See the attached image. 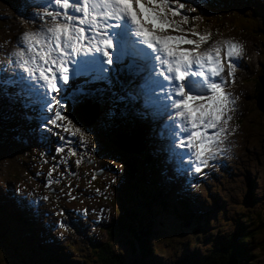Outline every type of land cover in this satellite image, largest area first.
I'll list each match as a JSON object with an SVG mask.
<instances>
[{
	"label": "snow or ice",
	"instance_id": "obj_1",
	"mask_svg": "<svg viewBox=\"0 0 264 264\" xmlns=\"http://www.w3.org/2000/svg\"><path fill=\"white\" fill-rule=\"evenodd\" d=\"M32 2L42 11L28 12L29 4L23 2L16 7L34 23L39 21L38 26L12 38L15 46L0 61V126L16 119V126L41 149L39 155L52 156L41 181L44 188L55 191L52 186L62 182L73 163L108 158L92 179L111 173L106 187L119 190L120 208L115 216L111 209L107 216L100 209L92 223L111 228L129 258L126 264H140L132 258L134 242L151 227L158 208L149 190L147 162L153 183L178 194L165 204L167 218L196 224L185 230L205 232L202 243L212 240L223 248L233 244L224 236L207 235L217 205L192 193L209 175L227 167L226 142L236 131L229 126L230 113L239 97L226 89L235 82L243 45L201 32L196 23L201 17L182 0ZM206 6L208 0L199 5ZM67 187L68 199L74 200L73 185ZM64 195L61 188L60 197ZM32 196L20 189L11 194L39 218L40 201L49 197ZM47 227L68 226L57 220ZM196 257L185 246L172 264H198Z\"/></svg>",
	"mask_w": 264,
	"mask_h": 264
},
{
	"label": "rangeland",
	"instance_id": "obj_2",
	"mask_svg": "<svg viewBox=\"0 0 264 264\" xmlns=\"http://www.w3.org/2000/svg\"><path fill=\"white\" fill-rule=\"evenodd\" d=\"M20 2L29 4L28 12L42 11L32 0H0V61H3L6 53L15 46L12 38L39 24V21L34 23L27 15H21L16 7ZM182 2L195 9L192 14L201 17L196 21L198 26H210L215 21L225 23L218 28V34L212 35L213 39L230 38L240 42L245 49L243 57L245 52L250 50L245 58L247 60V55L250 57V64L248 63L245 70L242 69L240 76H235V82L229 83L226 89L233 96L239 97L235 111L230 113L233 119L229 126L236 131L229 135L226 142L230 149V158H223L227 167L220 169L218 174L209 175L206 180L208 186L206 187L205 183L199 184L192 195L198 193L207 202L217 205L215 218L208 220L207 235H221L226 239L239 226L243 232L251 230L254 234L253 242L250 241L248 248L252 253L251 264H264V229L258 230L254 227L264 212V116L254 105L257 94L254 79L260 74V66L264 63V0H208V6L203 8L199 5L205 0ZM239 68L242 67H238L236 72ZM18 123L16 119H10L0 126V135L3 136L0 140V191L9 193L8 196L0 194V235L3 233L4 239L0 237V264H18L10 255L12 246L23 251L28 248L18 237L34 242L36 252L40 249L36 243L42 244L49 250L48 255L55 254L57 258L70 260L72 263L94 264L90 255V243L107 240L115 252L126 257L120 242L113 239L112 230L106 232L107 227L103 223H92L99 215L100 209H104L105 216L108 215V209H111L112 215L115 216L120 208L116 199V195L118 198L120 196L119 190L115 192V189L106 187L111 173L104 171L92 179L94 170L99 172L101 165L107 166L108 158L97 157L92 163H88L86 159L79 166L73 163L71 171L64 176L62 182L52 186L55 191L46 190L41 181L46 178L48 168L52 164V156L41 157V149L26 137L23 127L16 126ZM63 155H66V152ZM77 158L79 156L71 159L74 161ZM145 170L150 183L151 174L149 169ZM37 172L44 175L37 177ZM55 176L53 173L54 178ZM69 182L73 185L74 200H69L66 195ZM222 184L224 188L236 187L239 191H224ZM157 186L167 200L179 198L174 190L158 184ZM61 188L65 193L62 197ZM16 189L25 194L32 193L30 198L33 199L49 197L47 201H40L39 218L33 217L12 200L11 194ZM230 195H234L235 199H229ZM62 208L69 211L56 215ZM84 209L88 210L87 214L80 215ZM45 212L52 214L44 215ZM57 220L64 221L68 227L49 230V222ZM193 227L197 225L186 224L182 220H171L167 218L166 213L157 209V215L148 228L149 235L146 238L148 247L156 250L148 258L150 263L171 264L185 246L197 253V260L204 257L213 241L202 243L205 232L185 230ZM137 250L134 243L133 251ZM26 255L29 256L28 251Z\"/></svg>",
	"mask_w": 264,
	"mask_h": 264
},
{
	"label": "trees",
	"instance_id": "obj_3",
	"mask_svg": "<svg viewBox=\"0 0 264 264\" xmlns=\"http://www.w3.org/2000/svg\"><path fill=\"white\" fill-rule=\"evenodd\" d=\"M215 20H218L215 18ZM225 23L223 21H215V23H212L210 26L207 25H200L198 26L199 30L201 32L203 31H210L212 35L218 34L219 30L218 28L222 27ZM18 26V24H17ZM16 26V27H17ZM210 27V28H208ZM214 27V28H213ZM255 83V92L258 93L260 89V85L257 82L256 79H254ZM146 164V165H145ZM144 168L149 169V172L151 174L150 165H148L147 162H145ZM149 190L150 192H153L154 195L152 196L158 201V210L165 212V204L170 201V199H166L164 194H161L160 188L157 186V184L153 183V178L151 176V182L149 183ZM172 200V199H171ZM2 210H0L1 212ZM1 222V221H0ZM258 230L264 229V212L262 216H260L257 219V223L254 226ZM111 228L107 227L106 232H109ZM242 232V233H241ZM3 233H1L0 237L3 239ZM149 235V230L146 229L143 235L140 237L139 241L134 242L137 246V252L133 251L132 258L136 259L140 262V264H151L148 258L156 251L154 248L148 247L146 243V238ZM253 232L250 231H244L239 226L238 229L232 233L229 234L228 240H234V243L229 245L226 248L218 247L214 243L210 247L209 251L202 257L200 260H198V264H251L253 263L251 259V252L248 251L250 244V241L253 242ZM240 236V237H237ZM18 237V236H17ZM21 240L24 241L25 244H27L26 251H23L21 248H16L15 246H12V251H10V255L14 258V260L18 264H82L81 263H72L70 260H61L57 258L55 254L48 255V251L44 245H38L36 242V245L40 247L39 251H35L34 249V242L31 240L25 241L24 238L18 237ZM7 240V239H6ZM90 255L92 262L94 264H126L127 260L129 258H126L119 252H115L114 249L111 248L110 243L107 241L103 242H92L90 243ZM4 249V248H3ZM29 253V256L26 255V253ZM7 252V251H6ZM9 253V252H8ZM26 260V261H25ZM172 264V263H171Z\"/></svg>",
	"mask_w": 264,
	"mask_h": 264
},
{
	"label": "water",
	"instance_id": "obj_4",
	"mask_svg": "<svg viewBox=\"0 0 264 264\" xmlns=\"http://www.w3.org/2000/svg\"><path fill=\"white\" fill-rule=\"evenodd\" d=\"M256 80L260 85V89L255 96L254 105L264 116V63L260 66V74L256 77Z\"/></svg>",
	"mask_w": 264,
	"mask_h": 264
},
{
	"label": "bare ground",
	"instance_id": "obj_5",
	"mask_svg": "<svg viewBox=\"0 0 264 264\" xmlns=\"http://www.w3.org/2000/svg\"><path fill=\"white\" fill-rule=\"evenodd\" d=\"M246 42V41H245ZM250 46V45H249ZM250 50H248V52H249ZM248 52H245L246 54L248 53ZM246 54H245V57H243L241 60H240V62H239V66L238 67H242V68H239V70L236 72V74H235V76L236 75H241V72H242V69L243 70H245L247 67H248V63H249V61H250V57L247 55V60L245 59L246 58ZM250 64V63H249ZM227 67V64L225 63V68ZM237 67V68H238ZM237 70V69H236ZM242 74H244V73H242ZM243 76V75H242ZM237 77V76H236ZM239 79H240V77H239ZM241 79H242V77H241ZM52 159V158H51ZM146 165V164H145ZM149 165V164H148ZM84 221V220H83Z\"/></svg>",
	"mask_w": 264,
	"mask_h": 264
},
{
	"label": "clouds",
	"instance_id": "obj_6",
	"mask_svg": "<svg viewBox=\"0 0 264 264\" xmlns=\"http://www.w3.org/2000/svg\"><path fill=\"white\" fill-rule=\"evenodd\" d=\"M226 156H228L230 158V149L228 150Z\"/></svg>",
	"mask_w": 264,
	"mask_h": 264
}]
</instances>
